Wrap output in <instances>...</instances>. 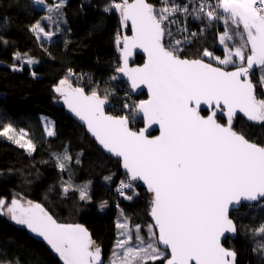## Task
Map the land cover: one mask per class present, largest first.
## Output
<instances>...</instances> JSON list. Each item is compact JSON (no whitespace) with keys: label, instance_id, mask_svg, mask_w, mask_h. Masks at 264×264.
Listing matches in <instances>:
<instances>
[{"label":"snow or ice","instance_id":"6c2138e0","mask_svg":"<svg viewBox=\"0 0 264 264\" xmlns=\"http://www.w3.org/2000/svg\"><path fill=\"white\" fill-rule=\"evenodd\" d=\"M34 2L43 5L45 0ZM161 3L162 7L156 10L146 0H110L103 8L105 13L117 11L121 25L131 22L132 36H123L122 63L115 71L126 76L133 89L147 86L149 99L124 107L134 114L133 118L142 114L146 125L158 124V136L149 139L144 129L131 131L128 116L107 115V92L103 97L96 89L86 93L84 88H73L67 78L60 80L54 91L84 122L98 144L121 159L129 182L121 181L117 192L131 200L125 189L132 188L131 181L142 180L152 193L150 215L154 225H149L148 239L141 236L140 226L136 225L133 245L129 219L121 212L124 219L116 223L121 238L114 245L109 264L161 260L164 252L158 245L170 250L166 264H235L237 253L221 243L226 232L237 231L229 218L230 207L238 210L242 201L264 198V146L249 141L232 126L237 113H243L248 121L264 124V99H257L249 78L254 68L259 69L264 86V0H215L214 4L202 0L191 12L187 4L180 6L171 0ZM63 6L64 0H54L46 8L50 15L45 19L52 21L51 14L59 15ZM178 12L210 24H224V31L218 35L224 46L223 58L207 49L202 56L215 59L220 65H233L234 71L214 67L202 58H181L179 40L174 47H165L164 22ZM30 30L48 39L53 36L39 21ZM116 42L119 46V35ZM136 47L144 50L147 60L142 67L130 68L128 56ZM14 59H21L20 54L16 53ZM236 60L242 63L237 66ZM26 63L35 61L29 58ZM13 69L16 70L15 65ZM68 71L71 76L72 70ZM202 104L212 109L207 117L200 114ZM217 109L227 116V126L217 122ZM45 132L55 135L51 122H46ZM0 137H6L29 154L35 150L32 141L26 139L27 133L23 129L17 132L11 124L0 130ZM55 158L62 171L73 159L67 149ZM71 190H77L81 200L90 199L87 185L78 189L71 183L63 185L65 193ZM0 216L42 238L63 264H102L101 248L84 226L58 223L40 203L22 202L15 196L8 203L0 198ZM153 228L159 230L158 239ZM257 234H264V225L257 229ZM259 251L264 255V245ZM0 264L13 262L0 260Z\"/></svg>","mask_w":264,"mask_h":264},{"label":"trees","instance_id":"16d2710c","mask_svg":"<svg viewBox=\"0 0 264 264\" xmlns=\"http://www.w3.org/2000/svg\"><path fill=\"white\" fill-rule=\"evenodd\" d=\"M147 1L156 10L162 7L161 0ZM171 2L187 4L191 12L202 0ZM109 3L110 0H64L60 14H51L53 20L49 21L45 19L49 13L37 8L32 0H0V130L7 124L16 130L23 129L35 146L29 154L6 137H0V198L8 203L14 196L22 202L31 200L40 203L59 223L84 226L101 248L104 262L111 257L119 239L116 223L120 218L126 216L132 229L136 225L142 229L153 225L151 194L135 181H131L132 189H125L131 200L117 192L121 181L129 182L120 162L104 153L86 129L56 102L58 93L54 88L67 78L87 93L96 89L103 97L107 92L106 110L110 115L128 116L133 130L143 127L142 118H133L134 114L124 105L135 106L146 95L132 94L115 71L121 65L117 35H129L131 28L127 22L121 25L117 11L103 12ZM208 3L214 4L215 0ZM38 21L45 31L53 33L51 39L30 30ZM164 27L166 47H174L177 40L182 42L178 51L181 58H202L205 49L214 56L224 55V46L218 39L225 27L221 21L210 24L178 12L164 22ZM228 43L232 45L231 41ZM16 53L21 59H14ZM29 58L35 63H26ZM142 62L138 55L135 63ZM112 76L118 79H110ZM252 81L260 83V70L252 75ZM262 91L257 90L258 98ZM42 117L53 121L54 136L46 134ZM217 118L226 123L222 117ZM233 128L251 142L264 146V124L237 117ZM66 149L73 159L62 171L55 157ZM65 183H71L74 189L87 185L90 199L81 200L77 190L65 193ZM231 218L237 231L224 245L237 253L235 264H264V255L259 251L264 245V234H257V229L264 225V200L242 205L231 213ZM0 260L13 264H62L43 241L5 216H0ZM147 264H166V259Z\"/></svg>","mask_w":264,"mask_h":264},{"label":"water","instance_id":"95a60500","mask_svg":"<svg viewBox=\"0 0 264 264\" xmlns=\"http://www.w3.org/2000/svg\"><path fill=\"white\" fill-rule=\"evenodd\" d=\"M133 2V0H130L129 1V3H132ZM146 2L147 3H149L147 0H146ZM128 24H129V26H130V28H131V34H129V35H127V36H132V27H131V22L130 21H128L127 22ZM164 40H165V38L163 37V39H162V42L164 43ZM121 45H122V47H123V42L121 43ZM165 45V44H164ZM166 47V46H165ZM123 49V48H122ZM122 49L120 50V60H121V55H122ZM141 56L142 58H143V62L141 63V64H136L135 63V61H136V58H137V56ZM188 59V58H187ZM201 59V58H200ZM203 59V58H202ZM146 60H147V54L144 52V50L142 49V48H139V47H136V48H132L131 50H130V55L128 56V67H130V68H137V67H142L143 65H144V63L146 62ZM203 61L205 62V63H211V62H209V61H207L206 59H203ZM121 63H122V60H121ZM246 63V62H245ZM214 67H220V68H222L223 70H226V71H234L235 69H232V70H227V69H225V68H223V67H221V66H219V65H216V64H214V63H211ZM257 70V68H254L253 69V72L254 71H256ZM119 75H120V78L122 79V80H124L128 85H129V87H130V91H131V93L132 94H134L135 96H138V95H140V94H143V93H145V95H146V99L145 100H147V99H149V93H148V89H147V86L146 85H140L138 88H136V89H133L132 88V86H131V82L128 80V78L126 77V76H123L122 74H120L119 73ZM250 79H251V74H250V77H249ZM252 81V80H251ZM253 83V82H252ZM255 86V85H254ZM259 89H261V87H259V86H257V87H255V90H256V95H257V90H259ZM87 93V92H86ZM257 99H258V97H257ZM61 105H63L64 106V108H65V110H66V112L67 113H69L73 118H75L85 129H86V131H87V128H86V125L84 124V122L83 121H81V120H79V118L78 117H76L75 116V114L74 113H72L71 111H70V109L67 107V105L64 103V99L62 98V103H61ZM106 108H107V103L105 104V113L107 114V115H110L108 112H107V110H106ZM199 111H200V114L202 115V116H204V117H207L209 114H211V111H212V109L211 108H209V106L208 105H206V104H202L201 106H200V108H199ZM206 113V114H203V113ZM218 116H220V117H222L225 121H226V123H223V122H219V120H218ZM137 117H140V118H142V120H143V127L140 129V130H133L132 128H131V126H130V123H129V128H130V130L131 131H135V132H140L142 129H144L145 130V135L149 138V139H152V138H154V137H156V136H158L159 134H160V130H159V125L158 124H152V125H146V122H145V120H144V118H143V115L142 114H137ZM217 117H216V119H217V122L218 123H220V124H222V125H225V126H227V123H228V121H227V116L226 115H224V113H223V111H221V110H219V109H217ZM237 117H241V118H243L244 120H246L247 122H249V123H253V124H255V123H257V122H252V121H248L247 120V118L243 115V113H237L235 116H234V118H233V125H234V122H235V119L237 118ZM232 125V126H233ZM234 129V128H233ZM235 130V129H234ZM236 131V130H235ZM87 133L89 134V136L96 142V144L98 145V147L104 152V153H106L107 155H109V156H111L112 158H114V159H116V160H118L119 162H120V164H121V168H122V170H123V172H125L126 173V170L122 167V163H121V159L119 158V157H115V156H112L110 153H108V152H106L103 148H102V146H100L99 144H98V142L95 140V138L87 131ZM250 141V140H249ZM135 182L136 183H139L142 187H144L146 190H147V185L146 184H144V182L142 181V180H135ZM132 189V188H131ZM148 191V190H147ZM149 192V191H148ZM150 193V192H149ZM151 194V200H152V193H150ZM261 200H264V198H261V199H258L257 201H242V203L238 206V209L242 206V205H251V204H255V203H257V202H259V201H261ZM235 210H237L235 207H230V210H229V218L230 219H232L231 218V213L233 212V211H235ZM151 220H152V224L154 225V220L152 219V217H151ZM12 222V221H11ZM234 222V221H233ZM13 224H15L14 222H12ZM59 223V222H58ZM235 224V223H234ZM16 225V224H15ZM16 226H18V227H21V228H23V229H26L31 235H33L35 238H37V239H39V240H41V241H43V239L42 238H40V237H38V236H36L35 234H33V233H31L25 226H22V225H16ZM154 230H155V232H156V235H157V239H158V236H159V230L157 229V228H154ZM89 232V231H88ZM89 234H90V232H89ZM91 236V235H90ZM234 236H235V233H225L224 234V236H222L221 237V243H222V246H224L226 249H229L228 247H226L225 245H224V241H226L228 238H234ZM92 238V237H91ZM92 240H93V238H92ZM46 245H47V243L45 242V241H43ZM48 246V248L52 251V249L50 248V246L49 245H47ZM159 247L162 249V250H165L167 253H168V256H169V258H170V255H171V253H170V250L169 249H166L165 248V246L164 245H159ZM53 252V251H52ZM54 253V252H53ZM58 258H59V256L56 254V253H54ZM60 259V258H59ZM61 261V260H60ZM61 263L63 264V261H61ZM192 264H194V262H192Z\"/></svg>","mask_w":264,"mask_h":264},{"label":"rangeland","instance_id":"374dc122","mask_svg":"<svg viewBox=\"0 0 264 264\" xmlns=\"http://www.w3.org/2000/svg\"><path fill=\"white\" fill-rule=\"evenodd\" d=\"M32 2L35 4V6L37 7V8H39V9H41L42 11H46L47 12V10H46V8H47V6L48 5H51V4H53L54 3V0H45V3L43 4V5H40V4H36L35 2H34V0H32ZM50 15V14H49ZM47 32V31H46ZM42 36H44L43 34H42ZM44 39H48V38H46L45 36L43 37ZM49 40V39H48ZM121 41H122V38H121ZM173 45H174V43H172ZM122 46H121V43H120V45L118 46V49L119 50H121L122 48H121ZM221 58V57H220ZM223 58V57H222ZM205 59L207 60V61H209V62H212V63H215V64H218V65H220L215 59H211V58H209V57H205ZM27 59H25V61H26ZM242 62L241 61H239V60H236V65L238 66L239 64H241ZM222 66H224V67H232L233 65H222ZM70 84L72 85V87L73 88H75L74 86H73V84L70 82ZM258 86L259 87H261V90H263L262 92V94L261 95H259V98L258 99H264V86H261V83H259L258 84ZM62 96H60V94L58 93V98L56 99V102L57 103H62ZM42 121H43V125H44V127H46V122H51V124H52V126H53V121L51 120V119H49V118H47V117H42ZM21 129H19V130H16L17 132H19ZM25 131V130H24ZM26 132V131H25ZM27 133V132H26ZM26 139H29V137H28V134H27V137H26ZM24 202H26V201H24ZM120 220L122 221L123 220V218H120ZM132 229V228H131ZM140 229H141V232H140V234H141V236L142 237H144V239L145 240H147L148 239V237H149V235H150V233H149V226L148 227H145L144 229H142L141 227H140ZM152 232H154L155 233V237L157 238V235H156V232H155V230H154V228L152 229ZM132 234H133V241H132V244L133 245H135V243H136V241H135V239H134V236H135V228H133L132 229ZM119 238H121V237H119ZM159 246V245H158ZM160 248V247H159ZM161 249V248H160ZM161 251H163V252H166L165 250H162L161 249ZM166 257V255H165V253H164V257H162V258H165ZM110 259V258H109ZM109 259L107 260V261H102V264H109ZM101 260H102V255H101ZM150 262V261H149Z\"/></svg>","mask_w":264,"mask_h":264},{"label":"bare ground","instance_id":"6f19581e","mask_svg":"<svg viewBox=\"0 0 264 264\" xmlns=\"http://www.w3.org/2000/svg\"><path fill=\"white\" fill-rule=\"evenodd\" d=\"M127 36V35H126ZM164 38H165V35H164ZM123 39V38H122ZM121 43H122V41H121ZM122 46V45H121ZM121 48H123V47H121ZM202 58L203 59H205V57H203L202 56ZM200 59V58H199ZM212 63V62H211ZM215 64V63H214ZM216 65H218V64H216ZM219 66H221V67H223V68H225V69H227V70H232V69H235V67L234 66H232L231 68H228V67H224V66H222V65H219ZM259 69H257L256 71H254L253 72V70L250 72V74H251V80H252V75L255 73V72H257ZM253 82V81H252ZM253 84L255 85V87H257L258 86V84L256 85L254 82H253Z\"/></svg>","mask_w":264,"mask_h":264}]
</instances>
